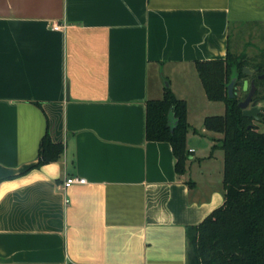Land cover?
<instances>
[{
  "label": "crops",
  "instance_id": "0c3cea01",
  "mask_svg": "<svg viewBox=\"0 0 264 264\" xmlns=\"http://www.w3.org/2000/svg\"><path fill=\"white\" fill-rule=\"evenodd\" d=\"M258 25L264 0H0V264H185L223 202L221 134L188 122L177 173L145 103ZM46 130L63 152L33 166Z\"/></svg>",
  "mask_w": 264,
  "mask_h": 264
},
{
  "label": "trees",
  "instance_id": "16d2710c",
  "mask_svg": "<svg viewBox=\"0 0 264 264\" xmlns=\"http://www.w3.org/2000/svg\"><path fill=\"white\" fill-rule=\"evenodd\" d=\"M244 65V56L233 55L228 49L223 58L195 61L206 97L224 103L222 114L203 119L205 129L221 134L218 146L223 151L224 192L219 206L186 227L185 264H264V133L237 106L246 93L243 89V95L238 96L236 91L240 79L247 75L242 72ZM253 69L260 72L258 67ZM249 76L257 85L254 76ZM232 77H236L234 96L229 97L227 83ZM186 111L185 100L169 88L162 97L145 103V137L171 144L177 173L185 170L187 157ZM259 115L264 118L261 112ZM62 152V143L52 141L46 130L33 166L56 160Z\"/></svg>",
  "mask_w": 264,
  "mask_h": 264
},
{
  "label": "rangeland",
  "instance_id": "374dc122",
  "mask_svg": "<svg viewBox=\"0 0 264 264\" xmlns=\"http://www.w3.org/2000/svg\"><path fill=\"white\" fill-rule=\"evenodd\" d=\"M230 52L233 55H243L245 66L249 68L258 67L260 72H255L252 74L255 78L256 92L254 94L258 97L263 98L259 101L262 116L264 117V77H259L260 74H264V26L258 25L256 27H247V31H244L241 35L239 32H233L230 38ZM195 76H193L194 74ZM197 70H193L192 75H188L187 81L186 78H179L177 81L180 84L179 90L183 92V95L186 100V118L187 121L197 129L201 128L203 125V119L207 115L212 114H222L224 104L222 101H212L206 97L204 88L198 76ZM173 75L164 77L162 80L163 87L169 88L172 91V87L169 86V80H173V83L176 81L172 79ZM249 81L250 76H243L238 85L236 86V91L238 96H242L244 90L241 84V81ZM176 81V82H177ZM201 84V85H200ZM173 92V91H172ZM254 95V96H255ZM176 96V95H175ZM177 97V96H176ZM181 98V97H179ZM183 99V98H182ZM188 103V105H187ZM252 123L255 128L264 133V118L261 119H252ZM212 151V149H211ZM218 152L219 149L212 151ZM222 151V150H220ZM216 152V153H217Z\"/></svg>",
  "mask_w": 264,
  "mask_h": 264
},
{
  "label": "water",
  "instance_id": "95a60500",
  "mask_svg": "<svg viewBox=\"0 0 264 264\" xmlns=\"http://www.w3.org/2000/svg\"><path fill=\"white\" fill-rule=\"evenodd\" d=\"M242 72L251 75L255 72V69L249 68L247 66L242 67ZM259 77H264V74H260ZM236 77H232L230 81L227 83V94L229 97L234 96V83H235ZM246 88V81L243 83V89ZM256 86L251 82L250 87L248 89V92L246 96L242 99H240L237 102V106L241 109L242 115L251 117L254 119H261V116L259 115V112H261V107L259 105V100L257 98H252L254 91L256 90Z\"/></svg>",
  "mask_w": 264,
  "mask_h": 264
},
{
  "label": "built area",
  "instance_id": "2783aa9c",
  "mask_svg": "<svg viewBox=\"0 0 264 264\" xmlns=\"http://www.w3.org/2000/svg\"><path fill=\"white\" fill-rule=\"evenodd\" d=\"M53 28H59L60 25L57 24V23H53ZM85 182V178L84 177H81V176H78V175H69V176H66L62 182V186L64 188H66L67 186H69L71 183H83Z\"/></svg>",
  "mask_w": 264,
  "mask_h": 264
},
{
  "label": "flooded vegetation",
  "instance_id": "af4514ba",
  "mask_svg": "<svg viewBox=\"0 0 264 264\" xmlns=\"http://www.w3.org/2000/svg\"><path fill=\"white\" fill-rule=\"evenodd\" d=\"M251 82H253V81H251V80H249V81H246V93H245V95L242 97V98H244L245 96H246V94H247V92H248V89H249V87H250V84H251ZM243 83H244V81H243ZM254 84V83H253ZM255 85V84H254ZM242 88H243V84H242ZM255 92V91H254ZM252 98H257L259 101H260V99L258 98V97H255L254 96V93H253V96H252ZM253 119V118H252Z\"/></svg>",
  "mask_w": 264,
  "mask_h": 264
}]
</instances>
